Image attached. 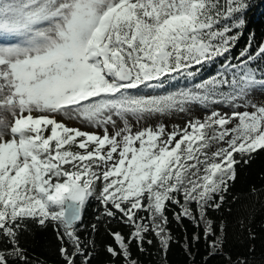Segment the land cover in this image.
<instances>
[{"label":"snow or ice","instance_id":"1","mask_svg":"<svg viewBox=\"0 0 264 264\" xmlns=\"http://www.w3.org/2000/svg\"><path fill=\"white\" fill-rule=\"evenodd\" d=\"M248 7L247 0H0V264H39L20 244L30 225L52 227L64 264H91L93 242L79 228L92 198L109 224L129 230L108 228L104 250L113 262L138 264L130 246L144 252L149 236L166 257L171 211L177 224L202 230L209 256L248 264L223 252L228 225L208 217L264 151V43L250 38L231 55ZM181 79L188 86L168 90ZM193 105L205 110L202 119L134 130L132 121L189 114ZM201 238L200 231L185 238L189 255Z\"/></svg>","mask_w":264,"mask_h":264},{"label":"trees","instance_id":"2","mask_svg":"<svg viewBox=\"0 0 264 264\" xmlns=\"http://www.w3.org/2000/svg\"><path fill=\"white\" fill-rule=\"evenodd\" d=\"M247 2L249 7L244 13L245 27L231 50L233 57L248 44L250 38L257 46L264 43V0H247ZM217 67L218 65L204 70L202 77L206 78L214 74ZM253 187L257 190L255 193L251 191ZM102 211L99 203L92 198L84 213L83 227L79 228V234L83 241L93 242L91 264H120L119 260L113 262V259L105 253V245L112 242L108 228L121 231L125 235L129 230L118 220H112L109 224L101 215ZM175 211L178 212L179 208L175 207ZM167 215L173 236L167 256L165 257L161 252L158 241L149 236V239H153V243L145 244L144 252H140L135 243L130 246L138 264H228L225 255L209 256L210 249L203 239L202 230L194 228L188 220H184L183 224H177L172 219L171 211ZM97 216H100L99 221L96 219ZM208 217L215 224L224 221L228 225L223 252L230 256L232 261L247 258L248 264H264V151L259 152L250 167L238 173L237 180L227 195V202L221 210L209 209ZM92 224L97 225L95 232L91 229ZM197 231H200L202 238L192 242L191 255H189L183 247L185 238L191 237ZM250 232L254 234L255 239H249ZM20 244L27 250L32 260L38 261L39 264H64L58 253L60 242L51 226L40 229L30 225L21 235ZM253 246L254 251L250 252L249 249ZM80 259L82 258H77V264Z\"/></svg>","mask_w":264,"mask_h":264},{"label":"rangeland","instance_id":"3","mask_svg":"<svg viewBox=\"0 0 264 264\" xmlns=\"http://www.w3.org/2000/svg\"><path fill=\"white\" fill-rule=\"evenodd\" d=\"M217 69H218V67H217ZM202 73H201V78H204V77H202ZM188 84H189V82L181 79L178 82H173L174 87H168V86H166V87H168V90H175L176 88L188 86ZM228 110L229 109L227 106L221 107L222 112H227ZM240 110L242 111L243 109H240ZM204 113H205V110L203 108H201L199 105H193L191 107V111L189 114L173 112V113L165 115V116H158V117H154V118H149L145 121H142L140 124H136L135 121H132V123L134 125V130H138V128L146 127L148 125L155 126L157 123H161V122L164 123L168 128H171V126L174 124L180 125L181 127H183L188 119H192V118H201L202 119L204 116ZM58 119H59V117H58ZM70 126L82 127V125H80L78 122H72L70 124ZM83 130L93 131L94 129L83 128ZM109 131H111V129H109Z\"/></svg>","mask_w":264,"mask_h":264}]
</instances>
